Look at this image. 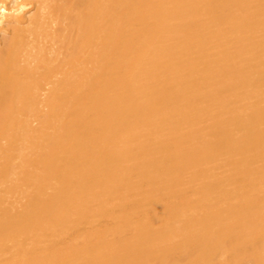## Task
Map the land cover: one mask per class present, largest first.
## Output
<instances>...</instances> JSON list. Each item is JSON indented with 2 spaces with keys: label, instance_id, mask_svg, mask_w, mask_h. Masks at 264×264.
Returning <instances> with one entry per match:
<instances>
[{
  "label": "bare ground",
  "instance_id": "1",
  "mask_svg": "<svg viewBox=\"0 0 264 264\" xmlns=\"http://www.w3.org/2000/svg\"><path fill=\"white\" fill-rule=\"evenodd\" d=\"M0 264H264V0H0Z\"/></svg>",
  "mask_w": 264,
  "mask_h": 264
}]
</instances>
